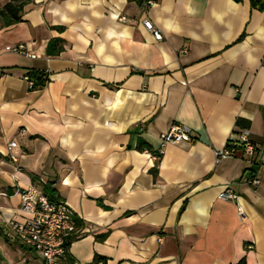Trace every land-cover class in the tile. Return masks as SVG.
<instances>
[{"label":"crops","instance_id":"obj_1","mask_svg":"<svg viewBox=\"0 0 264 264\" xmlns=\"http://www.w3.org/2000/svg\"><path fill=\"white\" fill-rule=\"evenodd\" d=\"M261 5L30 0L20 21L0 26V264L42 263L1 232L23 218L19 190L39 182L72 211L71 264H264ZM52 37L63 47L48 55ZM17 44L34 56L5 49ZM29 70L46 82L29 88ZM237 117L257 147L258 186L238 158L214 161ZM175 123L192 140L161 146ZM227 186L235 200L218 197Z\"/></svg>","mask_w":264,"mask_h":264},{"label":"built area","instance_id":"obj_2","mask_svg":"<svg viewBox=\"0 0 264 264\" xmlns=\"http://www.w3.org/2000/svg\"><path fill=\"white\" fill-rule=\"evenodd\" d=\"M264 4V0H259ZM144 5H150L153 0H142ZM125 20V16H120ZM144 28L161 38L159 30L155 29L151 20L142 21ZM5 49L14 52L27 53L23 44L6 46ZM27 85H33V81L27 74L24 75ZM232 136L227 139L224 146L214 149L215 163L230 157H236L243 161L249 170V174L243 176L244 181L251 186H258L260 178L252 174L249 169L257 164V147L246 127H235ZM192 140V130L185 124H172L167 131L159 134L160 145L164 143H181ZM16 146L15 141L8 143V148ZM240 151L237 155L236 151ZM12 160H16L14 154H9ZM19 210L23 214L22 219H8L2 227V234L8 241L17 242L40 253L41 264H71L68 257V244L76 233L75 225L71 219L72 211L63 200H54L47 196L36 185L29 184L19 190ZM218 197L222 200H235L237 198L231 187L221 190ZM237 211L241 213V207L237 205Z\"/></svg>","mask_w":264,"mask_h":264},{"label":"trees","instance_id":"obj_3","mask_svg":"<svg viewBox=\"0 0 264 264\" xmlns=\"http://www.w3.org/2000/svg\"><path fill=\"white\" fill-rule=\"evenodd\" d=\"M30 0H0V26H8L13 23H16L22 19L24 7ZM263 6V3L260 7ZM63 47V40L59 37H52L48 40L45 52L48 55H55ZM33 81V85L29 88H37L42 86L46 80L47 76L39 70H29L26 73ZM248 122L244 118L237 117L235 120L236 127H247ZM136 147L138 149H149V144L143 139H138ZM159 156V154H157ZM6 156H3L0 153V159H4ZM156 167L154 166L153 170L155 171ZM40 188L47 196L53 198L56 193L55 188L50 182H39ZM236 264H244V258H241Z\"/></svg>","mask_w":264,"mask_h":264}]
</instances>
